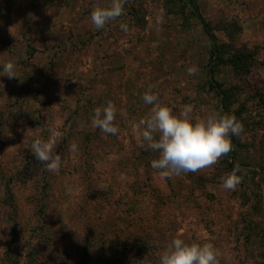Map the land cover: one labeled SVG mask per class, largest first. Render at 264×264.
Masks as SVG:
<instances>
[{
	"label": "rangeland",
	"instance_id": "1",
	"mask_svg": "<svg viewBox=\"0 0 264 264\" xmlns=\"http://www.w3.org/2000/svg\"><path fill=\"white\" fill-rule=\"evenodd\" d=\"M171 1L127 0L96 29L90 13L110 0H0V264H159L176 237L211 242L219 264H264V0H196L225 58L215 76L226 113L208 83L211 39L188 0ZM239 52L248 71L232 61ZM8 61L15 78L3 75ZM150 88L174 113L191 104L194 119L243 124L234 191L221 188L229 153L170 179L151 167L158 153L130 127L148 115ZM109 100L116 135L91 124ZM52 127L57 172L29 147Z\"/></svg>",
	"mask_w": 264,
	"mask_h": 264
},
{
	"label": "clouds",
	"instance_id": "2",
	"mask_svg": "<svg viewBox=\"0 0 264 264\" xmlns=\"http://www.w3.org/2000/svg\"><path fill=\"white\" fill-rule=\"evenodd\" d=\"M127 0H110L106 7L94 6L90 20L96 29L103 28L109 21L123 15ZM125 32L126 24L120 25ZM189 75H194L196 69L189 67ZM3 75L15 78V65L8 61L3 65ZM146 105H151L145 118L130 127L142 146L158 155L151 160V167L158 171L161 179H170L181 173L198 172L215 165L222 156L233 150L232 136H240L244 131L242 123L229 114L210 113L205 117L192 116L193 105H184L179 113L161 102V97L150 88L142 95ZM116 106L109 100L103 107H96L91 124L102 133L116 135L119 128L115 125ZM48 138L37 137L30 144V149L36 159L49 172H57L62 163L60 154L53 155L61 133L55 128H49ZM76 145L70 144L69 151H75ZM239 164L221 178V188L234 191L242 182L238 175ZM218 250L211 242H185L182 238H173L159 257V264H219Z\"/></svg>",
	"mask_w": 264,
	"mask_h": 264
},
{
	"label": "trees",
	"instance_id": "3",
	"mask_svg": "<svg viewBox=\"0 0 264 264\" xmlns=\"http://www.w3.org/2000/svg\"><path fill=\"white\" fill-rule=\"evenodd\" d=\"M169 1L172 2L171 0H169ZM188 1H189V3L191 4V6L193 8V12H194L195 16L200 19L201 24H202L205 32L209 35V37L211 39V55H210V59H209V62H208V73H209L208 83H209L210 88L215 90L216 93L219 94L220 99H221V103H222V110L225 111L224 113H226L229 110V106H228L229 93H228L227 90L222 88L220 82H218V80L216 79V76H215L219 66L221 64L225 63V58L223 57V54H222V51H221V47H220V45L218 43L217 37H216L215 33L213 32L210 23L207 22L203 18L202 14L200 13L199 6H198L196 0H188ZM170 2H168V0H167L168 4H172ZM169 9H171V8H169ZM247 60H248L247 55L239 52V53H237V56L234 57V59L232 61H233V63L235 65H236V62L241 63V61H243L244 64H242V65L244 66L247 63ZM244 67H245L246 71H248L247 66H244ZM236 143L237 142L233 139V142H232L233 146ZM234 151H235V149L232 150L229 153V158L232 159V160L229 161V165L232 168H234V166L236 164H238ZM243 178H244V176H242V179ZM47 235H48V239L50 240L51 239V233L49 234L47 232H42V234L39 235V236L46 237ZM40 244L43 245V243H41V242H40ZM141 246L142 245H141L140 241L138 243H136V247L137 248L140 249ZM114 247L116 248V251H117V248L119 246L116 244ZM118 253H121V252H118Z\"/></svg>",
	"mask_w": 264,
	"mask_h": 264
}]
</instances>
